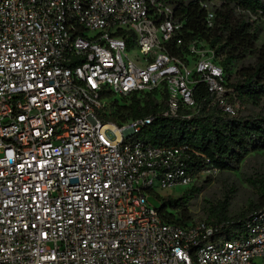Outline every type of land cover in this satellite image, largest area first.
<instances>
[{
	"label": "built area",
	"instance_id": "1",
	"mask_svg": "<svg viewBox=\"0 0 264 264\" xmlns=\"http://www.w3.org/2000/svg\"><path fill=\"white\" fill-rule=\"evenodd\" d=\"M214 5H202L208 26ZM181 26L166 0H0V264H264V207L236 240L165 221L149 194L219 170L190 171L183 147L135 139L151 116L101 119L112 99L147 93L165 94L163 116L190 119L197 83L223 103L205 41L170 53Z\"/></svg>",
	"mask_w": 264,
	"mask_h": 264
},
{
	"label": "trees",
	"instance_id": "2",
	"mask_svg": "<svg viewBox=\"0 0 264 264\" xmlns=\"http://www.w3.org/2000/svg\"><path fill=\"white\" fill-rule=\"evenodd\" d=\"M212 1L214 19L207 25V10L202 6ZM174 11V18L181 23L180 37L183 46L172 44L170 53L175 56L186 52L192 40L205 41L219 59L225 71L226 91L223 103L237 105L264 104V43L257 44V28L249 14L264 19V0H166ZM236 65L234 75L231 66ZM110 96V93H104ZM197 113L190 119L166 117L165 94L157 101L153 94L141 98L132 95L123 100L112 99L103 122L118 125L129 119L151 116V123L141 128L135 139L153 146L183 147L188 156L190 171L215 167L220 173L237 171L250 155L264 152V111L230 115L223 103L211 94L204 83L193 89ZM112 108V110H110ZM187 112V111H184ZM207 178L201 184L187 188L177 197L159 198L156 208L165 221L185 225L194 221L191 207L202 192ZM255 203L247 210L231 216L228 196L206 210L207 225L217 228L216 234L226 240H236L246 235L245 221L250 213L264 207V179L259 180Z\"/></svg>",
	"mask_w": 264,
	"mask_h": 264
},
{
	"label": "rangeland",
	"instance_id": "3",
	"mask_svg": "<svg viewBox=\"0 0 264 264\" xmlns=\"http://www.w3.org/2000/svg\"><path fill=\"white\" fill-rule=\"evenodd\" d=\"M257 28V44L264 43V20L259 18L251 19ZM236 65L231 66V74L236 72ZM240 113L262 112L264 104L261 105H245L239 108ZM112 110V108L110 109ZM264 179V152L258 155L248 156L240 165L237 171H229L218 174L214 178L206 181L202 192L194 201L191 211L195 221H203L206 218V210L209 204H214L222 200L225 195L229 200V214L231 216L242 213L247 210L251 203H255L258 198L259 180ZM206 179H202L201 184ZM186 187L178 186L173 189L174 194H166L167 196L177 197ZM164 193V192H163ZM148 202L155 208L160 207V200L152 194L148 195Z\"/></svg>",
	"mask_w": 264,
	"mask_h": 264
}]
</instances>
